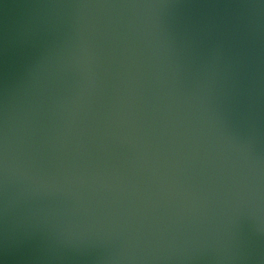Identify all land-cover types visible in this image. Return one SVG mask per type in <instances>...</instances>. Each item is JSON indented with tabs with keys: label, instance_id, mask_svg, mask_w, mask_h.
<instances>
[{
	"label": "water",
	"instance_id": "obj_1",
	"mask_svg": "<svg viewBox=\"0 0 264 264\" xmlns=\"http://www.w3.org/2000/svg\"><path fill=\"white\" fill-rule=\"evenodd\" d=\"M0 264H264V0H0Z\"/></svg>",
	"mask_w": 264,
	"mask_h": 264
}]
</instances>
